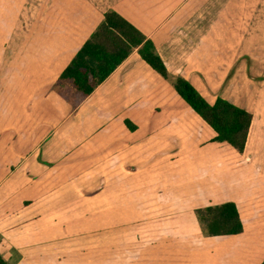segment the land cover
<instances>
[{"label":"crops","instance_id":"0c3cea01","mask_svg":"<svg viewBox=\"0 0 264 264\" xmlns=\"http://www.w3.org/2000/svg\"><path fill=\"white\" fill-rule=\"evenodd\" d=\"M236 6L0 0L2 262L264 261V0L258 17H239ZM109 10L152 40L173 79L210 104L221 97L251 113L242 153L214 141L137 50L77 107L57 92L59 75ZM225 202L236 204L243 231L206 236L196 210Z\"/></svg>","mask_w":264,"mask_h":264},{"label":"trees","instance_id":"16d2710c","mask_svg":"<svg viewBox=\"0 0 264 264\" xmlns=\"http://www.w3.org/2000/svg\"><path fill=\"white\" fill-rule=\"evenodd\" d=\"M135 50L142 60L173 85L185 103L214 130V141L227 143L239 153L244 151L252 121L251 113L221 97L210 104L189 81L182 77L173 79L152 40L114 10L104 14L102 22L59 75L55 89L72 106L77 107ZM126 125L130 129L134 127L128 120ZM196 215L206 236H230L243 231L234 202L199 208ZM0 264L5 263L0 260Z\"/></svg>","mask_w":264,"mask_h":264},{"label":"rangeland","instance_id":"374dc122","mask_svg":"<svg viewBox=\"0 0 264 264\" xmlns=\"http://www.w3.org/2000/svg\"><path fill=\"white\" fill-rule=\"evenodd\" d=\"M13 2L17 3L19 0H12ZM227 1V0H221V3ZM237 1V6L232 10L235 12V14L239 17H244V16H248L249 13L255 17V16H259L260 14V10L257 8L260 6V2L262 0H236ZM236 16V17H237ZM240 25H237V27H239ZM253 33H255V30L252 31ZM256 42H253V46L255 45V43H259L260 42V37L256 36ZM264 43V42H262ZM96 236H94V238H91L90 241L91 243H95L98 240H95ZM18 257V255H14V259H16ZM1 260V257H0Z\"/></svg>","mask_w":264,"mask_h":264}]
</instances>
